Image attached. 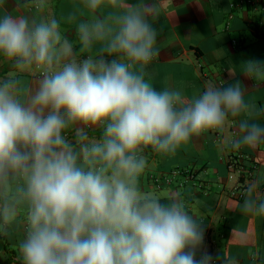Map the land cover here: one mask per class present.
<instances>
[{"label": "clouds", "instance_id": "clouds-1", "mask_svg": "<svg viewBox=\"0 0 264 264\" xmlns=\"http://www.w3.org/2000/svg\"><path fill=\"white\" fill-rule=\"evenodd\" d=\"M157 17L155 0H79L62 19L75 24L80 52L95 55L78 59L61 20L0 15V61L12 69L0 75V236L24 223L20 264H225L207 250L196 258L205 231L182 200L140 190L142 153L175 155L241 117L227 147L256 149L264 109L246 102L238 79L191 99L154 88L145 68L159 54ZM242 72L264 74V63ZM24 73L37 75L29 83ZM261 182L264 173L246 186L242 214L264 218Z\"/></svg>", "mask_w": 264, "mask_h": 264}, {"label": "crops", "instance_id": "crops-1", "mask_svg": "<svg viewBox=\"0 0 264 264\" xmlns=\"http://www.w3.org/2000/svg\"><path fill=\"white\" fill-rule=\"evenodd\" d=\"M78 3L79 0H8L0 15L6 11L61 20L62 33L73 43L77 58L84 59L95 55V49L81 53L75 24L62 19ZM155 3L158 17L150 22L157 30L159 54L145 68V78L154 88L181 90L191 99L209 85L227 87L238 79L247 87L246 102L264 109V74L247 76L242 72V64L249 60L264 63V0ZM83 18H88L87 14ZM11 71L7 63L0 61V75ZM36 75L24 73L22 79L30 83ZM241 118H230L222 132L192 137L175 155H161L151 147L145 148L142 155L147 166L139 178V187L152 195L154 175L163 185V194L156 195L162 198L160 202L182 200L186 210L201 223L206 240L197 251V259L201 251L207 250L221 254L225 264H264V218L242 214L239 205L244 196L241 200L230 196L232 189L244 191L250 181L264 173V145L238 151L227 147L237 134ZM255 122L264 126V114L256 117ZM68 135L73 138L71 133ZM89 135L99 139L101 130L89 129ZM173 171L179 172L171 176ZM165 177H171L169 185L164 183ZM258 191L264 196V182ZM24 228L20 221L13 226L10 236H0V264H20L18 243L24 238Z\"/></svg>", "mask_w": 264, "mask_h": 264}, {"label": "built area", "instance_id": "built-area-1", "mask_svg": "<svg viewBox=\"0 0 264 264\" xmlns=\"http://www.w3.org/2000/svg\"><path fill=\"white\" fill-rule=\"evenodd\" d=\"M247 2L250 3L251 1H247ZM233 6H235V5H233ZM178 172L179 171H173V172H171V176L177 175ZM151 178H152L153 182H155V184L157 183L156 184V187L159 188L160 187L159 179L157 177H153V176ZM229 178H232V177L229 176ZM164 183L167 184V185H169L171 183V177H165L164 178ZM230 196L233 197V198H235V199H237V200H241L243 198V196H244V191L243 190H235V189H232L230 191ZM205 240H206V237L204 239V242H205Z\"/></svg>", "mask_w": 264, "mask_h": 264}, {"label": "rangeland", "instance_id": "rangeland-1", "mask_svg": "<svg viewBox=\"0 0 264 264\" xmlns=\"http://www.w3.org/2000/svg\"><path fill=\"white\" fill-rule=\"evenodd\" d=\"M154 176V175H152ZM151 193L152 195H158V194H163V185H160L159 188L156 187V184H154L153 180L151 181Z\"/></svg>", "mask_w": 264, "mask_h": 264}]
</instances>
